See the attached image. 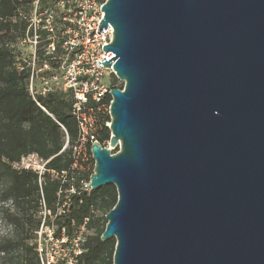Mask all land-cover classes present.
Here are the masks:
<instances>
[{
  "label": "water",
  "instance_id": "95a60500",
  "mask_svg": "<svg viewBox=\"0 0 264 264\" xmlns=\"http://www.w3.org/2000/svg\"><path fill=\"white\" fill-rule=\"evenodd\" d=\"M114 264H264V0H107ZM112 62L114 64L112 65Z\"/></svg>",
  "mask_w": 264,
  "mask_h": 264
},
{
  "label": "trees",
  "instance_id": "16d2710c",
  "mask_svg": "<svg viewBox=\"0 0 264 264\" xmlns=\"http://www.w3.org/2000/svg\"><path fill=\"white\" fill-rule=\"evenodd\" d=\"M35 1L0 0V193L3 202L0 210L6 223L12 227V234L0 240L1 259L6 264H41L35 232L41 225L42 202L56 214L57 193L61 184L46 174L40 186L35 172L17 171L13 165L29 154H37L49 161L47 169L57 172L67 170L73 164L72 152H61L66 134L59 124L67 131L70 144L78 135V124L71 114V93L55 91L37 96L45 112L28 91L30 69L24 49L19 46L27 36H32L28 27ZM52 2L39 0V6L44 8ZM40 34L43 41L39 47H42L49 41L45 32ZM109 137L110 131L105 128L103 139L108 140ZM79 192V195L72 196L69 211L57 216L55 223L58 229L65 226L70 233L73 222L80 226L89 219L87 227L93 234L88 237L77 264H114L116 240L102 241L101 236L107 225L105 216L118 200L116 187L108 185ZM93 210L104 214V217L94 216Z\"/></svg>",
  "mask_w": 264,
  "mask_h": 264
},
{
  "label": "built area",
  "instance_id": "2783aa9c",
  "mask_svg": "<svg viewBox=\"0 0 264 264\" xmlns=\"http://www.w3.org/2000/svg\"><path fill=\"white\" fill-rule=\"evenodd\" d=\"M106 2L107 0H53L51 5L41 8L37 0L29 18L28 32L32 36H27L20 42V45L30 43L33 48L26 60L30 69L28 91L32 98L47 112L38 102L37 96H46L55 91L71 93V114L78 124V135L72 144L67 131L59 124L66 134L61 152H72L73 164L69 169L60 172L49 170V161L41 159L37 154H29L13 165L17 171L35 172L40 186L46 174L61 183L57 193L56 214L42 202L41 225L35 232L41 264L78 263L88 237L93 234L87 227L89 219L80 226L73 222L70 233L65 226L58 229L55 219L69 211L73 203L72 196L79 195L80 190L91 191L86 188L95 168L91 146L95 142L100 143L112 154L120 149V143L115 148L110 146V92L115 88L123 90L124 84L120 88L123 83L121 81L118 84L109 83L110 76L116 77L112 66L98 65L104 58L110 61L115 56L112 52L105 53L103 50L113 39L114 30L111 25L102 34L97 33L104 20L102 7ZM40 32H45L49 41L42 47H39L43 41ZM105 128L110 131L108 140L103 139ZM92 214L98 218L104 217L99 211L93 210Z\"/></svg>",
  "mask_w": 264,
  "mask_h": 264
},
{
  "label": "rangeland",
  "instance_id": "374dc122",
  "mask_svg": "<svg viewBox=\"0 0 264 264\" xmlns=\"http://www.w3.org/2000/svg\"><path fill=\"white\" fill-rule=\"evenodd\" d=\"M19 48H23L24 49V55H25V58L28 59V57L31 55L32 53V44L30 43H25V44H21L19 46ZM115 78L113 76H110L108 82H112V83H115V84H118L120 81L118 80V82H115L114 81ZM2 195L0 193V205H3V202H2ZM8 204H11L10 202ZM12 234V227L10 225H8L6 223V221L4 220L3 218V215L1 213V210H0V240H2L3 238H6L8 237L9 235ZM3 256V253L0 252V264H6L5 260L1 259Z\"/></svg>",
  "mask_w": 264,
  "mask_h": 264
}]
</instances>
